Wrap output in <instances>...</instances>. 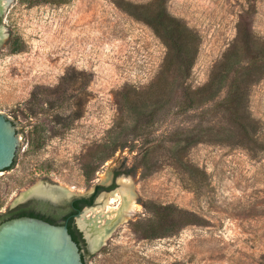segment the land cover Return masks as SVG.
Masks as SVG:
<instances>
[{"label": "rangeland", "instance_id": "1", "mask_svg": "<svg viewBox=\"0 0 264 264\" xmlns=\"http://www.w3.org/2000/svg\"><path fill=\"white\" fill-rule=\"evenodd\" d=\"M153 1H0V113L17 124L21 141L15 165L0 173V216L29 204L17 202L38 186L54 198L53 190L84 196L95 186L110 187L118 172V185L96 202L122 189L123 179L136 212L91 252L87 264H264L263 147L212 135L182 155L186 166L173 158L176 137L227 127L223 113L214 110L226 89L189 113L179 102L185 92L210 82L238 39L241 22L264 44V0H164L196 36L198 53L189 77L161 112L168 49L127 8ZM15 42L18 53L12 51ZM248 111L254 137L264 146V76L249 88ZM153 113L154 124H144ZM150 146H158L156 166L149 162L153 171L144 177L141 161ZM85 166L93 171L89 179ZM103 201L92 209L105 208ZM151 203L187 210L199 224L145 239L131 224L149 218Z\"/></svg>", "mask_w": 264, "mask_h": 264}, {"label": "trees", "instance_id": "2", "mask_svg": "<svg viewBox=\"0 0 264 264\" xmlns=\"http://www.w3.org/2000/svg\"><path fill=\"white\" fill-rule=\"evenodd\" d=\"M40 1L63 3V0ZM127 8L135 19L150 26L168 49L167 59L161 72L162 82L160 84H164V86L160 91V100L165 102L159 104L158 111L161 112L167 105H171L172 99L182 84L181 81L189 77L198 53V42L190 28L169 12L167 2L164 0H154L145 5H128ZM12 51L13 53L21 51L18 42L14 43ZM263 76L264 44L259 45L248 27L241 22L238 39L214 70L210 82L195 92H185V99L179 102L180 109L184 113H189L200 104L216 100L226 89V96L215 105L214 110L223 113L227 127L218 132H215L214 129L191 130L189 134L185 133L186 135L182 134V136L176 137L173 140L175 149L173 158L177 161L178 166H186L182 155H186L192 147L207 141V138L212 135H215L217 141L234 142L235 139H238L241 144L254 145V147H263L264 149V146H261L254 137L256 128L248 111L249 88ZM156 115L157 113L151 114L144 124L152 126ZM120 148L123 149L126 146L122 145ZM118 149L119 147H116L114 152ZM157 149L158 146L147 147L143 154L141 163L147 170L144 177L149 176L153 167L156 166V163H152V158ZM149 162L154 166H150ZM84 168V175L89 179L93 171L88 170L89 166ZM97 189L99 190L101 187L98 186ZM147 208L150 213L149 218L131 224L133 231L145 239L166 237L179 232L186 226L199 224V218L195 214L174 205L162 206L151 203L147 205ZM6 215L10 216L7 220L24 217V210L18 207L10 210ZM4 216H0V219ZM7 220L2 219V222ZM68 228L74 241L80 246L81 233L76 235L70 226ZM82 258L83 264H87V259L83 255Z\"/></svg>", "mask_w": 264, "mask_h": 264}, {"label": "water", "instance_id": "3", "mask_svg": "<svg viewBox=\"0 0 264 264\" xmlns=\"http://www.w3.org/2000/svg\"><path fill=\"white\" fill-rule=\"evenodd\" d=\"M20 147L17 124L0 113V173L14 166ZM30 193L17 203L38 198ZM98 248L90 244L91 252ZM82 255L66 225H53L27 216L0 223V264H83Z\"/></svg>", "mask_w": 264, "mask_h": 264}, {"label": "flooded vegetation", "instance_id": "4", "mask_svg": "<svg viewBox=\"0 0 264 264\" xmlns=\"http://www.w3.org/2000/svg\"><path fill=\"white\" fill-rule=\"evenodd\" d=\"M119 175L118 172L114 175L113 184L110 187L107 188L98 185L101 187V189L98 190V186H95L91 192L84 196L67 195L53 190L58 194L57 198H54L51 194L49 196L33 194L38 196V198H33L29 200V204L19 207L23 208L24 216L38 218L53 225L70 226L76 232V235L81 233L79 244L84 258L87 259L91 254V250L90 244L80 227V217L83 216L85 211L91 210L95 205L99 204L96 202V199L102 191L111 192L114 190L118 185L116 183V178ZM104 196L106 197L107 195ZM9 218V215H5L2 219L7 220ZM2 219H0V223Z\"/></svg>", "mask_w": 264, "mask_h": 264}, {"label": "bare ground", "instance_id": "5", "mask_svg": "<svg viewBox=\"0 0 264 264\" xmlns=\"http://www.w3.org/2000/svg\"><path fill=\"white\" fill-rule=\"evenodd\" d=\"M125 182V180H121V184L124 187L118 192L112 193L107 201L104 200L105 196L102 197L100 202L104 200L103 202L106 204L105 208L92 209L90 215L83 216L85 220H80L81 228L85 231L91 246L94 248L103 246L110 239L114 230L118 226L128 222L136 212L134 194L130 192ZM32 191L36 195L49 196L52 194L50 190L42 186H38ZM116 203H119L117 207H111V205Z\"/></svg>", "mask_w": 264, "mask_h": 264}]
</instances>
